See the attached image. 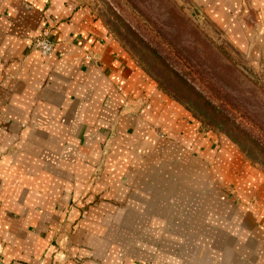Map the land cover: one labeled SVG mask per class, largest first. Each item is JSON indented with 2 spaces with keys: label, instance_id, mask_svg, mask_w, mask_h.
<instances>
[{
  "label": "crops",
  "instance_id": "obj_1",
  "mask_svg": "<svg viewBox=\"0 0 264 264\" xmlns=\"http://www.w3.org/2000/svg\"><path fill=\"white\" fill-rule=\"evenodd\" d=\"M189 1L264 45V0ZM43 31L50 57L29 47ZM0 261L264 264V172L88 7L0 0Z\"/></svg>",
  "mask_w": 264,
  "mask_h": 264
},
{
  "label": "rangeland",
  "instance_id": "obj_2",
  "mask_svg": "<svg viewBox=\"0 0 264 264\" xmlns=\"http://www.w3.org/2000/svg\"><path fill=\"white\" fill-rule=\"evenodd\" d=\"M77 1L161 89L264 172V45L232 43L189 0Z\"/></svg>",
  "mask_w": 264,
  "mask_h": 264
},
{
  "label": "built area",
  "instance_id": "obj_3",
  "mask_svg": "<svg viewBox=\"0 0 264 264\" xmlns=\"http://www.w3.org/2000/svg\"><path fill=\"white\" fill-rule=\"evenodd\" d=\"M55 41L49 36L48 31H43L40 36L35 38V40L29 46L32 50H37L45 57H50L55 50ZM0 264H5L0 261Z\"/></svg>",
  "mask_w": 264,
  "mask_h": 264
},
{
  "label": "trees",
  "instance_id": "obj_4",
  "mask_svg": "<svg viewBox=\"0 0 264 264\" xmlns=\"http://www.w3.org/2000/svg\"><path fill=\"white\" fill-rule=\"evenodd\" d=\"M171 73H172L175 77H178V79H180V81H181L186 87L191 88V87L189 86V84L187 83V80L181 78V76H180L179 74H177L176 72H171ZM191 89H192V91H195V90H193V88H191Z\"/></svg>",
  "mask_w": 264,
  "mask_h": 264
}]
</instances>
